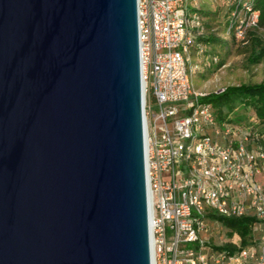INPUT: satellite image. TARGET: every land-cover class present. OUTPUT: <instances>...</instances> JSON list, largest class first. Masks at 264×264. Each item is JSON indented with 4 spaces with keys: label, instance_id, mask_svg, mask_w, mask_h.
I'll return each mask as SVG.
<instances>
[{
    "label": "water",
    "instance_id": "water-1",
    "mask_svg": "<svg viewBox=\"0 0 264 264\" xmlns=\"http://www.w3.org/2000/svg\"><path fill=\"white\" fill-rule=\"evenodd\" d=\"M137 0H0V264H152Z\"/></svg>",
    "mask_w": 264,
    "mask_h": 264
},
{
    "label": "built area",
    "instance_id": "built-area-1",
    "mask_svg": "<svg viewBox=\"0 0 264 264\" xmlns=\"http://www.w3.org/2000/svg\"><path fill=\"white\" fill-rule=\"evenodd\" d=\"M229 1L225 34L244 42L259 12L253 0ZM137 12L153 264H264V131L255 118L220 119L200 100L207 92L193 85L189 54L205 31L196 8L137 0ZM215 215L252 218L244 242L235 231L218 234L231 251L203 241Z\"/></svg>",
    "mask_w": 264,
    "mask_h": 264
},
{
    "label": "rangeland",
    "instance_id": "rangeland-1",
    "mask_svg": "<svg viewBox=\"0 0 264 264\" xmlns=\"http://www.w3.org/2000/svg\"><path fill=\"white\" fill-rule=\"evenodd\" d=\"M186 1L190 10L194 8L201 10L204 21L208 22L205 23L208 31L217 29L215 37L220 39L203 43L202 54L198 53L195 47L190 48V63L196 66L191 72L195 89L208 93L218 91L227 85L264 81V29L249 30L244 42L236 39L224 40L220 34L222 23L219 21L226 11L225 0ZM212 57H216L217 61H213ZM205 224L209 230L202 231L200 238L203 241L211 239L216 245L223 243L218 239L219 232L222 233L223 239L225 232L232 231L231 227L217 219L206 220ZM255 225L260 228L259 222ZM254 235L258 237L260 231H255ZM209 249V246L203 247V250Z\"/></svg>",
    "mask_w": 264,
    "mask_h": 264
},
{
    "label": "trees",
    "instance_id": "trees-1",
    "mask_svg": "<svg viewBox=\"0 0 264 264\" xmlns=\"http://www.w3.org/2000/svg\"><path fill=\"white\" fill-rule=\"evenodd\" d=\"M253 10H258V23L257 27L251 29L255 30L258 28L264 29V0H253L252 3ZM224 7L226 8L223 18L220 19V34L221 38L226 39H235L232 34L226 35V20L233 4L229 0H225ZM200 16L203 18L201 10L197 9ZM208 23L204 21L203 24L205 31L203 34L196 36L194 47L197 45H202L206 42L219 41L220 39L215 37L217 33L216 30H209L205 25ZM250 32V31H249ZM264 51V48H263ZM202 102L209 103L212 108L216 111L220 119H225L237 123L250 121L255 118L260 125V130L264 131V81L257 83H240L237 85H227L221 90L208 92L200 99ZM215 217L220 220L223 224L231 227L232 232H237L241 235L243 242L247 236L248 224L252 218L249 217H223L215 215ZM217 249H224L227 251L233 250L235 247L230 243H224L216 245L211 243Z\"/></svg>",
    "mask_w": 264,
    "mask_h": 264
},
{
    "label": "bare ground",
    "instance_id": "bare-ground-1",
    "mask_svg": "<svg viewBox=\"0 0 264 264\" xmlns=\"http://www.w3.org/2000/svg\"><path fill=\"white\" fill-rule=\"evenodd\" d=\"M149 203H150V196H149ZM150 213H151V205H150ZM151 255H152V252H151ZM152 264H153V261H152Z\"/></svg>",
    "mask_w": 264,
    "mask_h": 264
}]
</instances>
